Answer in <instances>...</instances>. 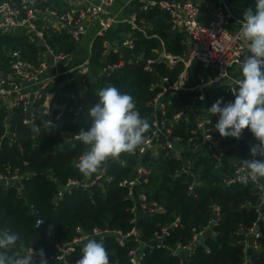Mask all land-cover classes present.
<instances>
[{
  "label": "trees",
  "instance_id": "16d2710c",
  "mask_svg": "<svg viewBox=\"0 0 264 264\" xmlns=\"http://www.w3.org/2000/svg\"><path fill=\"white\" fill-rule=\"evenodd\" d=\"M4 2L19 7L21 0H0V4ZM65 4L63 0H36V6L40 8L61 9ZM130 6L131 12H136L139 28H145L147 36L126 22L117 24L116 29L108 31L105 36L95 37L88 59L86 90L81 88L77 77L71 79L75 74L57 76L43 91V98L35 104V119L30 126L22 123L24 113L20 107L7 110L0 104V173L8 175L17 169L26 175L22 181L24 193H18L12 186L5 187L0 180V231L20 234L18 250L21 247H32L35 252L43 249L46 256H55L58 253L55 245L71 241L77 234V228L82 232L99 229L125 234L137 226L139 240L146 244L156 233H161L165 227L169 228L178 218L177 225L172 226L165 235L166 247L156 244L141 245L143 256L139 264H182V257L173 255L168 248L177 244L188 245L193 231H200L208 226L213 207L216 206L218 219L212 226L213 235L202 244L194 246L187 255L186 264H241L244 253L238 241L242 235L237 234V229L240 226L250 228L258 220L260 249L251 251L250 264H264V204L259 207L260 219L256 210L260 202V190L252 182L228 187L223 184L224 177L233 173L235 167L241 165V160L248 159L247 145L257 143L252 133L245 129L242 141L237 142L233 138L231 143H227V148L218 161L202 146L193 148V143L199 142L191 133L194 119L197 115L210 117L207 109L210 103H214L211 101L218 95L217 91L223 92L218 89L207 90L205 100L189 98L192 93L188 91L165 95V100L168 101L165 118L172 122L168 125L172 136L181 138L177 145L182 147L181 159L172 157L169 151L160 147L156 155H152L150 151L139 156L121 154L120 161H108V174L112 176V180L90 189L73 188L55 201L57 190L68 179L81 180L85 177L74 166V161L84 151V145L72 136L82 128L88 130L90 127L88 111L94 105L98 89L112 85L121 92L130 94L141 118L150 121V102L162 91L160 79L168 77V81L172 82L182 69L180 64L168 69L163 62L156 63L151 72L143 69L145 59L154 57V51L160 48V40L165 51L172 54H183L187 46L182 33L170 30L168 15L161 9L154 7L142 11L137 2H132ZM37 28L42 32L44 44L54 54L69 55L75 50L77 43L67 31H53L42 21L37 22ZM127 35L135 42L134 49L127 51L136 57H142V61L133 59L105 73L108 66L119 64L122 56L111 51L104 55L103 40L120 42ZM152 35L157 37H151ZM40 49L25 36L1 34L0 73L10 71L8 51H19L23 61L37 66L41 60ZM190 72L193 73L194 69ZM46 93L53 94L52 112L47 116L42 114ZM72 93L75 94V99H71ZM192 101L191 114L174 120L175 113L180 109L186 111V106ZM78 105H82V110L76 117L74 108ZM49 120L52 126L45 123ZM212 121L214 122L213 119ZM64 134L68 135L63 136ZM218 134L217 131L216 136ZM232 144L235 146L231 147ZM219 145L224 146L223 141ZM234 153L237 162L233 160ZM139 164L148 167L151 175L146 183L139 184L136 188L146 194L147 202L155 203L160 210L145 211L135 223L132 211L134 204L125 197V188L119 186V182L133 178ZM189 165L193 171L184 172L183 168L187 169ZM245 202H249L251 206H241ZM34 210L39 213L42 221L38 227H35L37 216L33 213ZM50 225L53 226L51 235ZM92 238L103 242L110 264H129V251L139 247L132 238L121 247L114 235L106 233ZM84 245H77L67 258L76 262L82 255ZM206 247L209 253L206 252Z\"/></svg>",
  "mask_w": 264,
  "mask_h": 264
},
{
  "label": "built area",
  "instance_id": "2783aa9c",
  "mask_svg": "<svg viewBox=\"0 0 264 264\" xmlns=\"http://www.w3.org/2000/svg\"><path fill=\"white\" fill-rule=\"evenodd\" d=\"M131 1V0H130ZM114 0H79V6L70 8L68 10H60L57 8H40L36 6V0H21L20 6L16 7L10 3L4 2L0 4V35L8 34V31H15L23 27H29L36 31L35 37L43 42L42 32L37 28V22L42 21L44 25L50 27L53 31H67L74 41H79V37L86 34L89 28H97L99 36H104L106 33L114 28L115 25L123 22H127L133 29H139L144 35L145 29L139 28V24L136 21V12L131 13L128 18L120 20L115 17L109 16L106 12V8L111 6ZM201 4L203 6H201ZM157 7L168 15L170 30L172 32H180L183 34L186 42V51L181 55L172 54L165 51L163 42H161L160 48L154 51V57L145 59L143 69L147 72L154 70V65L158 62H163L168 69H172L178 64L182 65L181 71L178 73L176 78L172 81H168V77H162L160 84L162 85V91L156 94L153 100L150 102L152 107L150 113V131L146 135L147 140L144 144L138 147L131 155H143L150 151L152 155H156L157 149L160 147L171 153V156L176 159L182 157V147L176 149L174 145L169 141L172 138L173 141L178 145L180 144L181 138L172 136L171 129L168 126L172 122L165 118L166 105L168 101L165 100L167 93L174 94L179 91H196V99L203 100L205 98L206 88L210 83L222 80L229 77L231 69L239 65L244 58V45L239 38V29L236 31H230L228 28V21L226 14L228 10L224 3V0H200L199 3L192 0H176V1H148L142 3L139 7L142 11ZM206 14H212L215 19L209 21L207 24H203L198 21L200 16ZM147 36V35H146ZM151 37H157L152 35ZM104 51L118 53L117 48L114 47L113 43L105 39L102 42ZM121 47L132 51L135 47L134 39L127 35L122 41L119 42ZM43 47L47 55L52 56L54 59H64L68 55L54 54L49 46L43 42ZM53 53V54H52ZM10 71L7 73V78L3 79L0 73V104L3 105L7 110H12L15 107H20L24 113L22 123L26 126L32 125L35 119L34 106L43 98V91L56 79L59 75H70L71 79L77 77L81 88L86 90V74L89 69L88 59L76 65L70 69H66L62 72L54 71L53 73L44 74L41 78L40 75L47 71V61L41 59L37 66H33L30 63L23 61L20 58V53L17 50H10L7 52ZM142 57H136L135 60L142 61ZM118 65V64H117ZM117 65L112 67L108 66L106 71H112ZM194 69V72L190 71ZM105 71V72H106ZM19 79L27 82H33L36 85V90H25ZM193 84H189L190 82ZM235 86L228 88V94L231 100H234L232 90ZM71 99H75L74 93L70 95ZM82 110V105H78L74 108V113L78 117L79 112ZM138 111V109H136ZM49 109L42 104V114L47 116ZM139 112V111H138ZM188 116L187 112L180 109L173 116L174 120H178L181 117ZM211 120V123H210ZM193 129L191 133L199 140L197 143H193V148L197 149L202 146L210 156L219 160L222 155L218 148V137L216 136L215 124L212 119L208 116L197 115L193 122ZM74 134L73 139H77ZM254 143L248 144L250 153L251 146ZM250 158V156H249ZM78 159L74 161V166L77 167ZM111 160V159H109ZM118 161H120L118 159ZM124 164L123 161H121ZM108 167L103 164L100 170L90 177H84L81 180L68 179L67 182L57 190L55 201L63 196L64 192H70L73 188L79 189H90L94 186H102L104 181L112 180V176L107 173ZM184 172H188V169L183 168ZM142 175H151V170L145 165L139 164L135 169V176L130 179H122L119 182V186L125 188V197L130 199L132 202L137 200L139 207L144 211H155L154 209L160 210L155 203L147 202L146 194L143 191H139L137 185L146 183L148 178L143 179L139 182V178ZM193 175V172H191ZM245 170L241 165H237L233 173L228 174L223 179V184L228 187L233 184H247L252 182L256 184L258 190H260V202L259 207L264 204V181L263 179L258 181H245ZM26 175L21 174L17 169L8 175L0 173V180L3 181L4 186L8 179H19L21 187H23V179ZM191 189V187H189ZM20 193L19 188H16ZM134 203V202H133ZM241 206H251L249 202L243 203ZM134 210V206L132 211ZM37 216L35 227L41 224L39 213L33 211ZM135 214V213H134ZM218 217V208L213 207V215ZM212 218L208 222V226L200 231H193V236L190 243L186 246L177 244L175 247L168 248L173 255H180L187 249L192 248L191 246L201 239L207 230L214 225L217 220ZM218 219V218H217ZM135 221V219H134ZM179 219L176 218L172 222L169 228L165 227L161 233H156L155 236L146 244H156L159 246H165V235L169 232L172 226H176ZM259 221V220H258ZM258 221L254 222L250 228H244L243 226L237 229V234L242 235L241 240L238 241L242 245V251L244 256L247 254V249L259 250V237L261 235ZM113 232L115 240L121 247L125 246L126 241L132 238L138 243L137 249L129 251V264H139L143 256L142 247L144 242L139 240L138 232L133 228L128 233H121L120 231L113 230H99L93 229L92 232H82L79 228L76 229V236L71 241L62 242L56 244L58 253L55 256H46L48 264L50 261H55L60 264H76L75 261H71L67 258L72 252H74L77 245H84L89 238L94 236L102 235L104 233L109 234ZM213 235V232H211ZM31 247H21V252H26ZM33 249V248H32ZM139 253L137 254V251ZM206 252L209 253V249L205 248ZM35 252V250L33 249ZM191 252V251H190ZM189 252V253H190ZM188 254H186L187 256ZM37 264H38V257ZM182 264L184 263L181 258ZM243 264V262L241 263Z\"/></svg>",
  "mask_w": 264,
  "mask_h": 264
},
{
  "label": "clouds",
  "instance_id": "9594fccd",
  "mask_svg": "<svg viewBox=\"0 0 264 264\" xmlns=\"http://www.w3.org/2000/svg\"><path fill=\"white\" fill-rule=\"evenodd\" d=\"M239 38L246 45L249 55L241 64V78L231 92L233 101L218 99L207 109L210 117H218L215 129L222 138L239 139L245 129L250 130L256 144L250 148L249 159L241 160L245 181L264 179V0H255V6L245 10L240 21ZM96 103L90 107V127L76 135L84 145L77 167L90 177L103 164L118 160L121 154H132L147 140L151 125L141 118L135 100L116 86L98 90ZM46 124L52 122L45 121ZM211 123V120H210ZM53 226H49L51 235ZM19 233L0 231V264H48L43 249L34 252L18 250ZM76 264H110L103 242L89 238L82 248Z\"/></svg>",
  "mask_w": 264,
  "mask_h": 264
},
{
  "label": "crops",
  "instance_id": "0c3cea01",
  "mask_svg": "<svg viewBox=\"0 0 264 264\" xmlns=\"http://www.w3.org/2000/svg\"><path fill=\"white\" fill-rule=\"evenodd\" d=\"M63 1L66 4L60 10H68L70 8H75L76 6L80 5L79 4V0H63ZM91 1L94 2V0H91ZM148 1H168L169 2V1H176V0H131V1L130 0H114V2L111 4V6L106 8V12H107V14L109 16L115 17V19L123 20V19L128 18L131 13L135 12V11L131 12V6L130 5H131L132 2H137V3H139L141 5L142 3H145V2H148ZM192 1H195L197 3L200 2V0H192ZM230 2L232 4V7L235 10V12L241 17H243L244 12H245L246 9H248L250 7L254 9V6H255V0H230ZM226 16H227V21H228V28H229L230 31H236V30H238L241 27L240 21L242 19L232 16L229 12L226 14ZM123 23H126V22H123ZM116 27H117V25L114 26V29H116ZM36 31H37V29H36ZM36 31L34 29L29 28V27H23L21 29L15 30V31H8V34L16 35V36H25L30 42L34 43L36 46H39L41 48L39 50L40 51V53H39L40 59H44V57L49 56L50 59H51L50 61L53 62L55 65H64L61 68L62 69L61 72L66 70L67 67H69V66H70V68H72V67H74L76 65H79L83 61L87 60L89 58V55H90V52H91L92 42L95 39V37L99 36L98 33H97V28H95V27L89 28L88 31L86 32V34L83 35V36H80L79 37V41H76L77 45H76L75 50L71 54H69L66 58L58 60V59H54L52 56L47 55L45 53V50H44V47H43V42L44 41L42 42V41L38 40L37 38L36 39H37L38 42L34 41ZM28 34H30V35H28ZM108 36H110V35H108ZM33 37H34V39H33ZM112 42H113V40H112ZM113 45H114V47L117 48V52L120 53L119 49H120L121 46H118L119 42L118 41H114ZM243 45H244V58H243V61H244L246 59L247 55H249V53L247 51L246 45L244 43H243ZM78 46H80V47L78 48ZM42 47H43V51H42ZM122 48H124V47H122ZM107 53H109V52L105 50L104 51V55H106ZM120 56H122L121 57L122 59L119 62V64L117 65V67H121L125 62H131V61H133V59H136V56H134L130 52H128V58H126V59L124 58V55L121 54V53H120ZM48 59H46L47 65H48V62H50V61H48ZM242 62L239 65H237L236 67H234L233 69H231L230 72H229L228 79H231V80L234 81V84L232 86L236 87V82L241 78V64H242ZM65 64H68V65H65ZM56 70H57V68H54L53 72L56 71ZM7 73H9V72H7ZM7 73H1V74L2 75L3 74L7 75ZM47 73H49L48 72V66H47V71L44 72L43 74H41L40 78L44 74H47ZM6 78H3V79H6ZM19 80L21 81V83L23 85V88L25 90L34 91V90L37 89L36 85L33 84V82H27V81L22 80V79H19ZM228 88L229 87H223L221 89H218V90H221L223 92L218 93V91H217L218 95L211 102L215 103L220 98H223V101H225L226 95H229L228 94ZM209 91H212V90H209ZM191 93H192V95H189V98L193 97L194 99H196L197 92H191ZM205 94L206 95H205V98L203 100H205L207 98V93L205 92ZM52 99H53V94L52 93H46L45 94L43 105L45 107H47L49 110L51 109ZM228 99H229L228 101H232V100H230L231 99L230 95H229ZM193 102L194 101H192L189 105L191 106L193 104ZM212 104L213 103H210L209 108L212 106ZM191 111H192V106H191ZM214 124H216L215 119H214ZM67 135L68 134H64L63 136H67ZM217 137H218V144H219L220 143L219 134H218ZM242 140H243V138H242ZM237 142H238V140H237ZM218 146H219V150L223 154V149L226 150L227 145L224 144V146H220V145H218ZM230 146L233 147L235 145L232 144ZM232 157H233L234 162L238 161L237 156L235 155V153H234V155H232ZM248 159H249V152H248ZM106 165H108V162H107ZM187 169L189 171L190 170L193 171L191 165H189ZM133 202H134L133 203L134 204L133 212L135 213V221L134 222L136 223V221L138 220V217L141 214H143L145 211L142 208L139 207V203H138L137 200H134ZM135 229H136L137 232H139L137 226H135ZM143 245L146 246V244H143ZM191 247L192 248L187 249L186 251H184L181 254V257L184 260L183 264H186V261H187L186 254H188L194 248L193 245ZM251 251H254V250L253 249H247V254L244 256L243 264H250L251 263V254H252ZM255 251H258V250H255ZM55 263H57V262H55ZM55 263H53V264H55Z\"/></svg>",
  "mask_w": 264,
  "mask_h": 264
},
{
  "label": "water",
  "instance_id": "95a60500",
  "mask_svg": "<svg viewBox=\"0 0 264 264\" xmlns=\"http://www.w3.org/2000/svg\"><path fill=\"white\" fill-rule=\"evenodd\" d=\"M224 3H225V5H226V8H227L228 12H229L232 16H234V17H238V18H240V19H243V17L239 16V15L235 12V10H234L233 7H232V4H231L230 0H224ZM201 6H203V5L201 4ZM213 19H215V16H214V15H212V14H206V15H204V16H200V17L198 18V21H199V22H202L203 24H207L209 21H211V20H213ZM108 72H109V70L106 71L105 73H108ZM2 77H3V78H6L7 75H6V74H3ZM233 84H234V81H233V80L225 78V79H222V80H219V81H216V82L210 83V84L207 86L206 91H207V90H215V89L217 90V89H221V88H223V87H230V86L233 85ZM49 112H52V109H50ZM186 112H187L188 115L191 114V106H186ZM242 138H243V137H242V135H241L240 138L237 139V140H238V141H241ZM169 141L174 145V147H175L176 149H179L178 146H177V144L173 141L172 138H169ZM107 173H108V170H107ZM148 177H150V175H142V176L139 178V182L143 181V179L148 178ZM6 184H7L8 186H12V187H14V188H19L20 193H24V192H25L24 187H21L20 180L17 179V178H16V179H8L7 182H6ZM263 190H264V186H263ZM216 219H217V216L214 214V215H213V220H216ZM212 226H213V225H211V227L207 230V232L204 234V236H203L201 239H199L198 241H196V243L194 244V246H197V245H199V244H202V243L205 241V239L208 238V237L211 235V232H212ZM109 235H113V232H112V231L109 232ZM138 253H139V250L137 251V254H138ZM53 263H55V261H50V262H49V264H53Z\"/></svg>",
  "mask_w": 264,
  "mask_h": 264
},
{
  "label": "rangeland",
  "instance_id": "374dc122",
  "mask_svg": "<svg viewBox=\"0 0 264 264\" xmlns=\"http://www.w3.org/2000/svg\"><path fill=\"white\" fill-rule=\"evenodd\" d=\"M28 35H30V34H28ZM33 39H34V37H33ZM34 41L35 42H38L37 41V39H36V37H35V39H34ZM80 46H78V48H79ZM119 51H120V53L121 54H123L124 55V58L126 59V58H128V52H127V50L125 49V48H122V47H120V49H119ZM49 58V59H48ZM44 59L46 60V59H48V61H50L51 59H50V57L49 56H46V57H44ZM65 65H68V64H65ZM64 65H55L53 62H48V72L49 73H52L53 72V69L54 68H57V72H61V68L63 67ZM67 69H70V66L69 67H67ZM99 90V89H98ZM225 102H228V99H226L225 98ZM96 103V100L95 101H93V104H95ZM188 106H190V105H188ZM208 113V112H207ZM208 115L210 116V114L208 113ZM212 118H213V120L215 119V122H217V119H218V117L217 116H215V115H213V116H211ZM219 141H223V143L225 144V145H228L227 143H231L232 142V138L231 137H229V138H222L220 135H219ZM219 145V144H218ZM218 148H219V146H218ZM224 149H223V153H224ZM263 181H264V179H263Z\"/></svg>",
  "mask_w": 264,
  "mask_h": 264
}]
</instances>
